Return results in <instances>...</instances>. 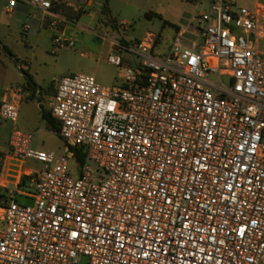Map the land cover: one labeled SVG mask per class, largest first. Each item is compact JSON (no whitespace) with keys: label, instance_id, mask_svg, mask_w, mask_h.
Instances as JSON below:
<instances>
[{"label":"built area","instance_id":"built-area-1","mask_svg":"<svg viewBox=\"0 0 264 264\" xmlns=\"http://www.w3.org/2000/svg\"><path fill=\"white\" fill-rule=\"evenodd\" d=\"M20 1L64 23L76 19L61 9L93 5L11 0L6 12ZM186 1L165 56L152 33L133 46L102 37L120 86L59 81L51 114L66 155L18 128L22 90L1 105L15 127L0 154V264H264V11ZM62 35L55 45L75 46ZM28 161L42 164L34 176Z\"/></svg>","mask_w":264,"mask_h":264},{"label":"rangeland","instance_id":"rangeland-1","mask_svg":"<svg viewBox=\"0 0 264 264\" xmlns=\"http://www.w3.org/2000/svg\"><path fill=\"white\" fill-rule=\"evenodd\" d=\"M52 1V0H51ZM94 7L89 9L94 18L83 15L66 33V40L73 41L74 47L60 48L54 44L56 38L64 39L62 29L47 26L38 29L36 22L5 13L6 0H0V107L6 91L23 89L25 78L20 63L27 62L28 72L42 95L25 100L20 109L18 128L34 134V148L57 155L67 154L66 142L39 116L37 102L49 109V92L57 87L64 77L86 74L96 78L103 86H120V69L108 61L111 44L107 39H117L126 45L138 44L148 33L155 34L158 40L157 53L167 52L176 36L175 25L185 13L186 0H92ZM108 1L110 15L102 19V8ZM240 7L250 11H264V0H236ZM212 0H203L200 11L208 10ZM197 2L194 1L193 5ZM190 10V9H188ZM32 27L25 32V27ZM64 43V42H63ZM34 54V55H33ZM125 60L133 66L141 61L135 55L123 53ZM24 64V63H23ZM15 124L0 117V154L5 152ZM70 165L74 166L73 161ZM42 169V164L28 161L24 172L30 176ZM77 176V173H74ZM25 192L35 193L27 181ZM18 201L32 205L31 200L19 197Z\"/></svg>","mask_w":264,"mask_h":264},{"label":"crops","instance_id":"crops-1","mask_svg":"<svg viewBox=\"0 0 264 264\" xmlns=\"http://www.w3.org/2000/svg\"><path fill=\"white\" fill-rule=\"evenodd\" d=\"M10 2H11V0H6L5 13L8 14L11 18H15L16 16H21L23 18H27L28 20L30 19L33 22H36L38 29L45 28V27L48 26L50 28V30L53 31V32H58V31H55L54 28L51 26V24L54 21L58 22V27H60L62 29V32H64L66 34L68 32V29L70 27L72 28L74 23L79 22L81 20V18L83 17V15H86V14H76L75 10L71 9V8H67V7L63 8V9H61V13L62 14H64L70 20L73 19V18L76 19V21H73V22L69 21L68 23H64L60 19L55 20L52 17H44L41 12L34 10L33 8H31L30 6H28L27 4H25V3L21 2V1L18 2V4L15 7L13 13L9 14V13L6 12V9L10 5ZM91 2L93 3V5H92V7L90 9H92L95 6L94 2L92 0H91ZM79 4L80 3H77L76 6H79ZM87 16H90V17L94 18L93 15L90 14V13L87 14ZM184 16L185 15L183 14L182 17H180L179 22L174 26L176 34L179 31L180 26L186 23V21L184 20ZM31 29H32V27L30 29H26V27H25V32H27V31H29ZM158 40H159V38H158ZM157 47H158V45L156 46L155 53L158 56H165L168 53V51H169L168 50L167 52L158 54L157 53ZM111 49H112V47H110V51H111ZM23 63H20V68H21V70L23 72V76L25 78V85H24L23 89H20V90H22V94L20 96V106L21 107L24 104L25 100H28L30 98H36V97L41 96L43 94L41 89L38 88L37 84L31 78V76L27 74V72H28V64L29 63H27V62H23ZM55 93H56V88L53 90L52 93L49 92V96L48 97H49L50 105H49L48 111L44 108L42 102H40V101L37 102L36 107L39 110V116H40V118L43 121H45L43 119V112L46 111V112H50L51 113V105H52V100H53V97H54ZM13 100H14L13 91L12 90L10 91L8 89L6 91V94L2 97L1 104L4 103V102H9V101H13ZM14 189L15 188H14L13 185H9V190L13 191Z\"/></svg>","mask_w":264,"mask_h":264},{"label":"trees","instance_id":"trees-1","mask_svg":"<svg viewBox=\"0 0 264 264\" xmlns=\"http://www.w3.org/2000/svg\"><path fill=\"white\" fill-rule=\"evenodd\" d=\"M110 15V8L108 6V1H106L105 5L102 8V19L101 21L104 22L105 18ZM158 45V42H157ZM43 119L47 122L48 127L54 131L56 134L59 133L60 130V123L52 116L50 112H43ZM85 155L81 150H78L76 152V162L78 165L82 166L85 163ZM26 178L24 177L22 179L21 187H23V184L25 183Z\"/></svg>","mask_w":264,"mask_h":264}]
</instances>
